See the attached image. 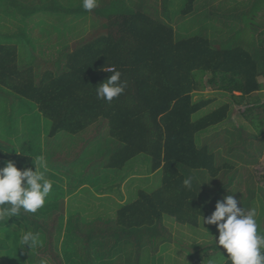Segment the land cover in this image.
Here are the masks:
<instances>
[{"label": "trees", "instance_id": "16d2710c", "mask_svg": "<svg viewBox=\"0 0 264 264\" xmlns=\"http://www.w3.org/2000/svg\"><path fill=\"white\" fill-rule=\"evenodd\" d=\"M16 1V9L21 11L20 18L25 24L18 32L4 35L7 42H0V97H3L0 98L3 101L0 114L7 116L5 122L14 131L18 129L19 117L25 115L24 119H28L29 115L37 122L40 131H35L37 127L25 131L27 134L22 141H26V145L22 153L8 144L5 145L7 149L0 148V167L11 160L20 169L31 167L34 170L37 156L46 151L44 146L52 143L61 132L78 135L89 126H94L93 137L102 132L98 144L93 147L103 148L100 150L102 160L99 165L108 170V174L102 178L105 185L113 180L111 170L125 169L139 155L149 156V172L163 171L162 186L154 191L138 190L129 201L120 203L114 218L97 216L100 227L93 225L83 231L88 226L83 216L80 213H67L70 225L63 246L65 258L70 259L79 253L75 245L81 247L82 239L89 244L97 241L91 235L110 233L114 239L110 241L109 249L103 248L105 256L125 253L128 260L123 264H143L144 261L145 264H164V258L159 254L172 238L165 219L171 218L179 224L198 227L200 218L210 216L206 203L200 201L199 193V190L209 189L206 179L212 177L208 181L221 183L220 189L210 194L216 204L226 190L222 186L224 178L221 173L224 175L225 172L237 170L233 162L239 156L237 151L242 150V159L248 156L245 159L247 162L250 154L253 162L259 158L256 154L254 157L250 148L246 150L249 139H255V133L245 132V136H248L242 138V127L235 128L234 139L242 135L241 143H235V146L234 141L228 145L230 131L226 127L221 136L215 133L201 140L210 128L226 121L231 112V103L215 104L208 113L196 117L195 114L208 108L214 99L195 100V92L205 90L204 82L209 78L207 85L224 96L232 97L235 103L247 105L242 114L253 126L263 127L264 112H256V109L264 108V104H259L261 98L254 96V93L264 88L259 81V77L264 76V57L261 63V56L256 57L245 49L216 48L209 38L202 35L176 38L174 28L159 16L156 18L142 2L131 5L129 0H99L93 11L100 19L96 21L97 29L91 37L78 39L73 45V53L70 52L69 43L64 42L58 50L57 61L38 60L40 57L36 55L34 38L30 36V23H36L35 18L41 11L60 16V0H52V5L42 1L44 5L41 6ZM186 1L183 14L191 13L196 2ZM167 2L164 0L165 9ZM79 12L87 13L82 3ZM40 24L46 22L41 21ZM59 25L61 27L63 22L56 21L51 27L60 31ZM14 36L19 42L26 43L29 54L24 53L12 39ZM111 65L121 71V79L127 81V88L108 103L97 99L96 87L111 75L103 70ZM236 92L241 94L237 95ZM5 101H10L9 105L3 104ZM253 114L256 119L252 117ZM104 126L105 129H101ZM260 134L264 135V129ZM220 147H224V151ZM51 157L49 154L50 165ZM63 166L65 176L72 180L71 191L86 184H79L78 178L82 177L79 174H70L71 163ZM57 171L64 172L60 167ZM229 176L233 179L235 174ZM60 177L52 171L51 193L56 191L59 195L50 193L46 204L53 206L60 196L64 197L68 187L63 186ZM89 177L84 175L85 179ZM186 178L192 179L191 188L183 185ZM241 205L251 209L246 201ZM46 208H49L46 212L51 213L59 206ZM65 216V213H59L51 226L47 227L51 234L55 231L54 236ZM21 218L24 217L12 216L7 222L0 221V229L8 231L9 225L21 222ZM27 219L31 221L28 216ZM40 225L44 226V222L40 221ZM90 230L93 234L85 235ZM132 237L135 239L134 245ZM76 238V244H72ZM7 240L2 239L4 242ZM16 244L15 251L21 254ZM52 248L57 252L55 261L64 264L60 247ZM184 248L189 257L185 264H209L211 251H222L221 246L216 244H190ZM130 255L135 256L132 261ZM83 259L85 264L116 263L115 260L95 262L90 252ZM40 261L36 254L29 257L24 254L21 264ZM223 264H231L228 255Z\"/></svg>", "mask_w": 264, "mask_h": 264}, {"label": "rangeland", "instance_id": "374dc122", "mask_svg": "<svg viewBox=\"0 0 264 264\" xmlns=\"http://www.w3.org/2000/svg\"><path fill=\"white\" fill-rule=\"evenodd\" d=\"M42 1L52 5V0H23L25 5L29 3L30 5H41ZM129 1L131 5H134V3L139 5L138 2L145 4V8L156 18L159 16L163 19V22L174 28L176 38L184 35H202L209 38L216 48H242L250 51L256 57L261 56L260 62L262 63L264 57V0H196L193 5V11L189 14H183L186 0H168L166 9L164 8V0ZM60 3V16L55 14L51 16L50 13L41 11L35 18L37 19L36 25L30 23V36L34 38L36 55L39 54L38 57H40L38 60L53 59L57 61L58 50L65 43H69L71 46L70 52L73 53V45H75L77 40L81 37H91L90 35L97 29L96 21L100 19V16L95 12L93 13V10L91 12L87 11L85 14L79 12L82 0H60ZM16 8V0H0V42H7L4 35L14 34L21 30L22 26L24 27L25 23L23 22L25 21L23 18H20L21 11ZM58 18L61 19L58 20ZM41 21L46 22V24H40ZM56 21L63 22L61 27L59 25L62 34L55 27H51V24H54ZM49 36L52 37L51 41H48ZM12 39L18 43L24 53L29 54L25 42H19L16 36ZM208 79L204 82L206 84L203 87L205 90L195 92L194 98L195 100L212 98L214 102L210 107L196 113L195 116L205 115L215 104L220 106L224 101L230 102L231 107H233L232 111L227 118V122L222 125L228 127L230 131L228 145H231L233 141L234 143H241L242 138L248 136H245V132L248 134L255 133V139H249L246 150L249 151L250 148L253 151L254 157L256 158L255 154L259 157L256 162H253L252 154H250L249 162H247L245 159L248 156L245 155L246 158L242 159V150L237 152L239 156L233 159L237 170L230 173L225 172L224 175L221 173V177L224 178L222 186H225L226 190L219 197V201H222L225 196L233 195L240 202L238 206L242 207L243 210L246 209L244 210L245 213L248 210L255 211L258 231L264 233V135L260 134L264 126H261V128H257L256 125L253 126L250 120L242 114L247 105L237 104L232 101V97L224 96L220 91L210 87L206 83ZM259 81L264 84L263 77H259ZM236 94L240 95L241 93L236 92ZM254 96L261 98L259 104H264V88L255 92ZM2 102L0 101V106ZM9 102L5 101L3 104L9 105ZM256 112H264V108L258 107ZM28 113L33 112L29 111ZM0 115V148L7 149L5 145L8 144L10 147H14L17 152L22 153L26 145V141H22V137H26V130L30 131L37 127L35 131H40L37 122L31 119L29 115L28 119H24L25 115L20 116L18 119V129L14 131V129H9L8 123L5 122L7 116L5 115V118L4 114ZM252 117L256 119L255 114ZM237 127H242L244 136L241 135L242 138L240 136L234 139L235 128ZM95 128L97 129V127ZM101 129H105V126ZM212 130L215 132L214 129ZM36 132H33V134H36ZM94 132V126H89L78 135H69L68 133L61 132L57 138L52 140V143L44 146V150L46 151L41 155L45 156L48 161L47 172L49 173L46 172L47 178L51 180L50 175L52 171L57 172L59 177L61 176L60 179L61 183L64 184L63 186L68 187L67 191L64 197L60 196L58 201L53 203V206L50 203H45L44 207L39 209L35 214L26 213L21 210V216L24 218H21V222H14L12 225H9L10 231L0 229V264H21L24 254H26V257L36 254L38 259L45 260L47 264H59L55 261L57 256L55 253L57 252L53 250L52 246L56 248L57 246L60 247L59 251H62L63 258L65 259L64 264H85L83 258L88 255V252H90V257L98 263L105 260L111 262L115 260L116 263L114 264H123L124 261L128 260L125 253L115 256L113 253L111 256L103 254V248L109 249L111 246L110 241L114 239L110 233L91 235L97 241H92L89 244L82 239L80 242L81 247L80 245H75L79 253L69 257L70 259L65 258L63 241L69 232L68 227L70 224H68V221L70 216L68 214L80 213L83 216L84 220L88 222V226H85L83 231L93 225L100 227L96 219L97 216L104 215L107 219L113 217L116 214L117 208L120 207V203L124 204L126 200L129 201L138 188L154 191L161 187L163 182V171L150 173V157L142 154L133 158L126 165L125 169L121 171L111 170V178L113 180L108 185H105L102 182V178H105L108 170H105L104 167L101 168L99 165V162L102 160L100 150L103 148L94 149L93 147L95 144H98V138H100L102 132L99 131L96 137H93ZM204 136L205 134L201 137V140ZM49 154L52 155L51 165L48 160ZM77 154L80 156L76 158ZM73 158L75 159L73 160ZM68 163L72 165L70 174H79L82 176L78 178L79 184L86 183L74 191H71L70 183L72 180L65 176L63 165H67ZM58 167L64 172L57 171ZM233 174L235 176L231 179L229 175L232 176ZM84 175L90 177L85 179ZM211 178L208 177L206 179L207 188L209 189H205V191L199 190L200 201L206 203L210 211L209 215L215 210L216 205L210 194L218 191L221 186V183H218V181H208ZM230 179V183H227ZM51 194H54V196L56 194L59 195L56 191ZM245 201L251 209L246 208L245 205H241L242 203L245 204ZM47 206L52 208L59 206V208L48 213L46 212L49 209L46 208ZM61 212L65 213L66 216L64 217V222L58 228L57 234L54 236L55 231L51 234L47 227L51 226L54 218ZM27 216L31 219L30 222ZM40 221L44 222V226L40 225ZM165 223L171 232L170 236L172 238L167 243V247H162L159 254H162L164 264H185L189 260V257L184 246L187 247L190 244L211 246L216 244V240L218 239L219 232L217 226L215 224L202 223V218H200L199 226L196 228L190 225L179 224L171 218L165 219ZM28 230L39 236L43 241L42 247L37 246L31 249L29 245H22L21 234ZM90 231V233L87 232L85 235L93 234V231ZM3 238H7L8 240L4 242L2 241ZM133 238L132 242L134 245L135 239ZM77 239L72 244H76ZM16 243H18L21 254L15 251L17 247ZM221 249L222 251H211L212 259H210L209 264H223L224 260L226 261L228 254L222 246ZM130 258L132 261L135 256L131 257L130 255ZM145 263L144 261L143 264ZM24 264L30 263L25 262ZM34 264L40 263L36 262Z\"/></svg>", "mask_w": 264, "mask_h": 264}, {"label": "clouds", "instance_id": "9594fccd", "mask_svg": "<svg viewBox=\"0 0 264 264\" xmlns=\"http://www.w3.org/2000/svg\"><path fill=\"white\" fill-rule=\"evenodd\" d=\"M98 3L99 0H82V7L91 12ZM103 70L111 75L96 87V95L97 99L111 103L125 92L127 81L121 79L122 73L114 65ZM34 165L35 170L31 167L20 169L10 160L0 167V221L7 222L12 216L20 217L21 210L35 214L44 207L53 187V182L46 176L48 161L41 155ZM183 185L191 188L192 179H184ZM238 203L233 195L225 196L216 202L210 216L202 218V223L217 226L216 244L226 250L231 264H264V233L258 231L255 211L245 213ZM21 243L31 249L43 246L39 236L30 230L22 232ZM40 264L47 262L41 259Z\"/></svg>", "mask_w": 264, "mask_h": 264}, {"label": "crops", "instance_id": "0c3cea01", "mask_svg": "<svg viewBox=\"0 0 264 264\" xmlns=\"http://www.w3.org/2000/svg\"><path fill=\"white\" fill-rule=\"evenodd\" d=\"M41 5H42V3H41ZM40 5V6H41ZM93 13H94V11H93ZM261 77H263L264 78V76H261ZM232 101H233V99H232ZM224 102H228V101H224ZM238 104V103H237ZM212 105V104H211ZM210 105V106H211ZM209 106V107H210ZM231 106V105H230ZM232 108L233 107H231V111H232ZM212 108H210V110H211ZM209 110V111H210ZM208 111V112H209ZM231 113V112H230ZM227 122V119H226V121L224 122V123H226ZM223 123V124H224ZM222 124V125H223ZM221 124L220 125H218L217 127H214V128H210L207 132H205V136L203 137V139L202 140H204V139H207V137L209 136L210 137V135H212V134H215V133H217L219 136H221V134H222V131H223V129L226 127V126H222ZM226 128H228V127H226ZM212 129H214L215 130V132H213V130ZM229 130V129H228ZM234 130V129H233ZM212 131V132H211ZM211 132V133H210ZM233 146H235V143H233ZM223 151H224V147H220ZM240 151V150H239ZM238 152V151H237ZM253 152V151H252ZM236 158V157H235ZM140 188H138L137 190H136V192L139 190ZM135 192V193H136ZM127 201V200H126ZM124 203H126V202H124ZM118 209V208H117Z\"/></svg>", "mask_w": 264, "mask_h": 264}]
</instances>
